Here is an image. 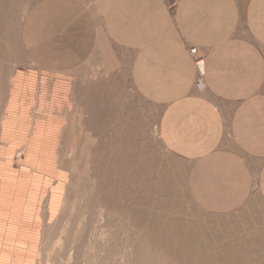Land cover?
Segmentation results:
<instances>
[{
  "label": "crops",
  "instance_id": "obj_1",
  "mask_svg": "<svg viewBox=\"0 0 264 264\" xmlns=\"http://www.w3.org/2000/svg\"><path fill=\"white\" fill-rule=\"evenodd\" d=\"M11 45L0 264H36L64 199L92 186L83 166L122 172L127 155L150 187L183 183L213 250L264 257V238H222L264 235V0H0V58Z\"/></svg>",
  "mask_w": 264,
  "mask_h": 264
},
{
  "label": "rangeland",
  "instance_id": "obj_2",
  "mask_svg": "<svg viewBox=\"0 0 264 264\" xmlns=\"http://www.w3.org/2000/svg\"><path fill=\"white\" fill-rule=\"evenodd\" d=\"M11 47L10 51L4 53L5 55L1 54L7 57L0 58V94L3 95L7 89L10 75L19 61L17 45L15 47L11 45ZM154 148L158 153H161L160 147L157 148L156 145ZM115 159L118 157H111V161ZM119 159L123 160L122 172L116 165L104 174L98 166L97 157L93 163L94 177L88 176L86 166H83L84 180L82 181L85 183L93 179L92 186H89L88 192L78 191V198L69 196L64 199L58 219L52 221L45 229V235L40 241L36 264H133L136 262L135 249L139 241L136 238L140 237V241L141 237L144 241L148 240L147 231L150 226L141 221L142 226L136 228L137 224L132 215L135 209L140 211V217L143 213H148L150 217L154 216L157 221L155 234L165 233L164 227L167 222L171 225L168 235L157 236L158 240H154L157 242L155 247L159 250V254L164 249V245L160 241L167 239V246L172 251L171 257L174 255V250L182 248L187 258H194L187 262L173 264L222 263L214 262L212 258L222 257L220 253L225 251L213 250L211 246H208L209 238L213 242L212 237L201 234L206 231L201 227L215 220L206 218L197 211L183 183L176 180L173 188H167L168 180L164 177L160 182L164 186L150 187L149 179L141 178V174L135 172L136 157L134 155L119 157ZM14 160L17 165H23L24 155L20 152ZM90 199H96L98 202L91 206L89 205ZM137 200H140L142 205H138ZM115 208L120 211H117V215L108 212ZM247 221L252 222L253 219L252 221L247 219ZM117 227H119L120 233ZM246 230L260 231L253 228ZM160 238L163 239L160 240ZM222 238H225L224 240L228 243L234 242L236 246L238 240L244 243H253L256 239H258L257 241L263 239L264 235H235ZM151 246L153 247V245ZM233 252L231 255L235 254L234 257L242 255L237 251ZM250 263L252 262L239 261L233 264Z\"/></svg>",
  "mask_w": 264,
  "mask_h": 264
},
{
  "label": "bare ground",
  "instance_id": "obj_3",
  "mask_svg": "<svg viewBox=\"0 0 264 264\" xmlns=\"http://www.w3.org/2000/svg\"><path fill=\"white\" fill-rule=\"evenodd\" d=\"M107 159H108V157H107ZM117 160L118 159H115V161H113V163H116ZM109 162H111V161H109ZM110 165H111V163H110ZM112 165L113 166H116L117 164H112ZM105 173H107V172H105ZM97 202L98 201L96 199H93V200L90 199L89 205L93 206ZM136 202H137L138 205H142L140 200H137ZM117 209L118 208L110 209V210H108V212L110 214L117 215V211L120 212L119 209L118 210ZM167 210H168V208H167ZM132 215H133V219H134L135 223L137 224L136 225V228L137 227L140 228V225H141L140 222L141 221H142V223H145V224L150 225L149 226V230L147 231V233H148L147 234L148 240L144 241L142 239L143 237H141V241H140V237H137L136 238L137 240L139 239V241L137 242V240H136L137 244H136V249H135V257H136V260H135L136 262H134L135 264H155V263H157V264H173L175 262H187L188 260L190 261L191 259L192 260L194 259V258H191V257H188L187 258L186 255H185V251H182V248H178L177 251L174 250V255H173V257H171L172 256V251L167 246V244H168L167 243V239L166 240L165 239L162 240L163 238H160V240H162L160 242L164 245V249H162L161 252H160V254H159V252H158L159 250H157L156 247H155L157 242L154 241V240H158V239H156L157 236L158 237H162V236L168 235V232L170 231L171 225H169V223L167 222V224L164 227L165 233L162 232L160 234L159 233L158 234L157 233L155 234L154 233V230H155V228L157 229V221H155V218H154L153 215H152L153 216V218H152V216L150 217V215H148V213L147 214L146 213H143L141 215L142 217H140V211H138L136 209H135V211H133V214ZM162 215H165V214H162ZM166 217H167V214H166ZM162 220H163V218H162ZM120 222H121V220H120ZM122 223H124V222H122ZM121 227L122 226L120 225V228ZM117 228L119 230V227H117ZM122 230H123V228H122ZM120 232L121 231L119 230V233ZM131 237H133V236H131ZM145 237H146V235H145ZM160 242H158V244H160ZM151 245H153L154 248ZM193 247H194V245H193ZM232 253H234V252L231 251V250H228L227 252H222V253H220L222 255V257H220V258H218V257L212 258V260L214 262H222V263H219V264H233L234 262H239V261L240 262H264V257H260V258L254 257L253 258L252 254H255V253L252 252V251H245V252H243V254L246 255L245 257H234L235 254L234 255H231ZM223 255H224V257H223ZM248 255H250V256H248ZM213 256H215V255H213Z\"/></svg>",
  "mask_w": 264,
  "mask_h": 264
},
{
  "label": "built area",
  "instance_id": "obj_4",
  "mask_svg": "<svg viewBox=\"0 0 264 264\" xmlns=\"http://www.w3.org/2000/svg\"><path fill=\"white\" fill-rule=\"evenodd\" d=\"M191 53H192V55H195L197 53V49L196 48L192 49ZM196 65H197L198 69L200 70L201 74H203V68H204L203 60H197ZM197 87L200 90L203 89V85L201 83H198Z\"/></svg>",
  "mask_w": 264,
  "mask_h": 264
}]
</instances>
